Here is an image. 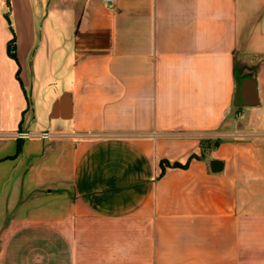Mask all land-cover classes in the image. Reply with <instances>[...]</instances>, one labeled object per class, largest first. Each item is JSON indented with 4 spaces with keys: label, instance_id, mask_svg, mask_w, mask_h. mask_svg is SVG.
Here are the masks:
<instances>
[{
    "label": "crops",
    "instance_id": "obj_1",
    "mask_svg": "<svg viewBox=\"0 0 264 264\" xmlns=\"http://www.w3.org/2000/svg\"><path fill=\"white\" fill-rule=\"evenodd\" d=\"M0 264H264V0H0Z\"/></svg>",
    "mask_w": 264,
    "mask_h": 264
},
{
    "label": "water",
    "instance_id": "obj_2",
    "mask_svg": "<svg viewBox=\"0 0 264 264\" xmlns=\"http://www.w3.org/2000/svg\"><path fill=\"white\" fill-rule=\"evenodd\" d=\"M241 97L245 106H251L256 98L255 82L247 81L241 92Z\"/></svg>",
    "mask_w": 264,
    "mask_h": 264
},
{
    "label": "trees",
    "instance_id": "obj_3",
    "mask_svg": "<svg viewBox=\"0 0 264 264\" xmlns=\"http://www.w3.org/2000/svg\"><path fill=\"white\" fill-rule=\"evenodd\" d=\"M8 4H9V0H7ZM6 18L9 22V24H11L9 16L6 15ZM8 54L15 60L17 61V54H16V40L15 38H13L12 40H10V42L8 43Z\"/></svg>",
    "mask_w": 264,
    "mask_h": 264
},
{
    "label": "built area",
    "instance_id": "obj_4",
    "mask_svg": "<svg viewBox=\"0 0 264 264\" xmlns=\"http://www.w3.org/2000/svg\"><path fill=\"white\" fill-rule=\"evenodd\" d=\"M108 1H112V0H108ZM21 137L22 138H27L28 137V134H21ZM42 138H48V134H42Z\"/></svg>",
    "mask_w": 264,
    "mask_h": 264
},
{
    "label": "rangeland",
    "instance_id": "obj_5",
    "mask_svg": "<svg viewBox=\"0 0 264 264\" xmlns=\"http://www.w3.org/2000/svg\"><path fill=\"white\" fill-rule=\"evenodd\" d=\"M6 54H7V56H8L9 59L14 60V59L8 54V46H7ZM5 69L7 70V68H5ZM29 94H30V93H29Z\"/></svg>",
    "mask_w": 264,
    "mask_h": 264
}]
</instances>
